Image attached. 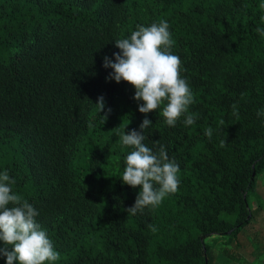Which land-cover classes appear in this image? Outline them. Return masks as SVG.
Wrapping results in <instances>:
<instances>
[{
    "label": "trees",
    "instance_id": "16d2710c",
    "mask_svg": "<svg viewBox=\"0 0 264 264\" xmlns=\"http://www.w3.org/2000/svg\"><path fill=\"white\" fill-rule=\"evenodd\" d=\"M261 4L0 0V174L39 213L60 254L55 264H212L208 238L238 241L262 208L251 202L264 172ZM161 20L194 97L190 126L184 117L168 126L163 105L145 117L134 87L109 79L113 69L104 67L120 52L116 40ZM145 118L143 143L154 154L165 148L180 183L133 216L126 210L140 188L121 180L133 149L119 134L139 132ZM6 259L0 254V264Z\"/></svg>",
    "mask_w": 264,
    "mask_h": 264
},
{
    "label": "clouds",
    "instance_id": "9594fccd",
    "mask_svg": "<svg viewBox=\"0 0 264 264\" xmlns=\"http://www.w3.org/2000/svg\"><path fill=\"white\" fill-rule=\"evenodd\" d=\"M260 7L264 8V4ZM261 20L264 22V16ZM256 31L264 36V29L257 28ZM173 44L167 21L161 20L148 27L137 26L129 38L115 41L120 52L114 54V63L105 57L104 67L113 69L109 79L134 87V100L143 101L138 110L145 117L163 105L161 115L168 126L174 127L181 117L185 118V125L190 126L197 119L194 114H189L194 97L188 82L180 75V58L171 53ZM96 105L100 112L104 110L103 97L98 98ZM232 108L236 116L237 106L234 104ZM257 115H264V109ZM103 117L107 119V115ZM150 126L151 121L145 118L139 132L119 134L122 145L133 149L125 158L121 180L133 189L140 188L134 205L126 210L133 216L146 208L158 207L166 196L178 190L180 183L179 166L169 160L165 148L161 146L154 154L143 143L144 130ZM212 134L211 128L205 131L209 139ZM14 183L7 171L0 174V242L4 245L0 254L6 256V264H55L60 254L36 222L39 213L21 195L13 192L11 186ZM149 228L153 232L157 230L152 225ZM9 247L12 251L7 250Z\"/></svg>",
    "mask_w": 264,
    "mask_h": 264
},
{
    "label": "rangeland",
    "instance_id": "374dc122",
    "mask_svg": "<svg viewBox=\"0 0 264 264\" xmlns=\"http://www.w3.org/2000/svg\"><path fill=\"white\" fill-rule=\"evenodd\" d=\"M257 192L251 194V202L254 200L260 201V195L264 194V172L257 179ZM27 191L34 192L35 188H26ZM257 215L264 216V205ZM253 227L250 225L239 236L238 241H235L232 245L225 244V241L229 239L228 236H214L207 239V243L211 246L210 256L212 258V264H260L259 260L256 261V256L252 252L258 249L260 252H264V238L254 239ZM264 236V235H263ZM230 250L241 253L243 258L236 261H230L228 253ZM264 254V253H263Z\"/></svg>",
    "mask_w": 264,
    "mask_h": 264
},
{
    "label": "crops",
    "instance_id": "0c3cea01",
    "mask_svg": "<svg viewBox=\"0 0 264 264\" xmlns=\"http://www.w3.org/2000/svg\"><path fill=\"white\" fill-rule=\"evenodd\" d=\"M256 188H258V187H256ZM256 192H257V189H256ZM252 205H253L254 210L257 209L259 205L262 207V205H264V194L260 195V201L254 200L252 202ZM250 225L253 227V236L252 237L255 240L260 239V238H264V236H263L264 235V216L263 215H256L255 219L252 221V223ZM263 241H264V239H263ZM263 247H264V245H263ZM252 253L255 254L256 256L258 255V257L256 258V261L259 260L260 264H264V254H263L264 252H260V251H258V249H256ZM228 257H229L230 261H232V262L234 261L235 263L239 259L243 258L241 253L234 251V250L229 251Z\"/></svg>",
    "mask_w": 264,
    "mask_h": 264
}]
</instances>
